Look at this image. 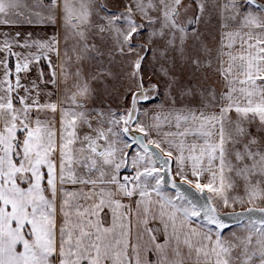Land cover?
I'll return each mask as SVG.
<instances>
[{"label": "snow or ice", "instance_id": "1", "mask_svg": "<svg viewBox=\"0 0 264 264\" xmlns=\"http://www.w3.org/2000/svg\"><path fill=\"white\" fill-rule=\"evenodd\" d=\"M0 264H264V0H0Z\"/></svg>", "mask_w": 264, "mask_h": 264}]
</instances>
